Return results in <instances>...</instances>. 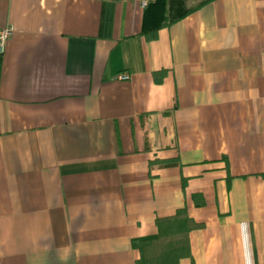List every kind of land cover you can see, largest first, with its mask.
I'll list each match as a JSON object with an SVG mask.
<instances>
[{
    "label": "crops",
    "instance_id": "1",
    "mask_svg": "<svg viewBox=\"0 0 264 264\" xmlns=\"http://www.w3.org/2000/svg\"><path fill=\"white\" fill-rule=\"evenodd\" d=\"M146 1L0 0V264H264V0Z\"/></svg>",
    "mask_w": 264,
    "mask_h": 264
},
{
    "label": "trees",
    "instance_id": "2",
    "mask_svg": "<svg viewBox=\"0 0 264 264\" xmlns=\"http://www.w3.org/2000/svg\"><path fill=\"white\" fill-rule=\"evenodd\" d=\"M176 1L180 3L183 0ZM210 1L206 0L204 3ZM167 2V0H154L145 6L141 29V36L145 39L154 40L158 30L165 25L163 21ZM187 13L189 12L184 11L180 17ZM156 226L159 234L165 230V233H170L171 238H165L164 235L160 237L157 234L132 241L133 248L139 252V259L135 264H178L179 259L188 253V232L198 226L187 217L183 210L178 211L173 217L158 219Z\"/></svg>",
    "mask_w": 264,
    "mask_h": 264
},
{
    "label": "built area",
    "instance_id": "3",
    "mask_svg": "<svg viewBox=\"0 0 264 264\" xmlns=\"http://www.w3.org/2000/svg\"><path fill=\"white\" fill-rule=\"evenodd\" d=\"M150 1V0H149ZM149 1L143 2V6H146ZM12 36L11 28L0 29V57L5 54L7 42ZM130 76L128 74H119L116 76L118 81H129Z\"/></svg>",
    "mask_w": 264,
    "mask_h": 264
},
{
    "label": "rangeland",
    "instance_id": "4",
    "mask_svg": "<svg viewBox=\"0 0 264 264\" xmlns=\"http://www.w3.org/2000/svg\"><path fill=\"white\" fill-rule=\"evenodd\" d=\"M164 231H165V230H164ZM164 231L160 232V234H159V230H158V233H157V234H158L160 237H162V236L164 235V236H166L165 238L168 237V238L170 239V238H171V237H170V236H171L170 233H165ZM169 239H168V240H169ZM171 240H172V239H171ZM171 240H170V241H171ZM165 242H167V241H165ZM162 246H163V245H162ZM162 246H161V247H162ZM137 251H138V250H137Z\"/></svg>",
    "mask_w": 264,
    "mask_h": 264
}]
</instances>
